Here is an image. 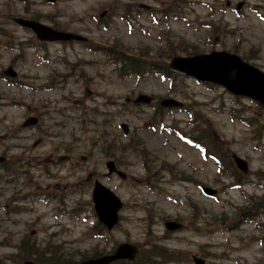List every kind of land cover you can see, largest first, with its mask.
Returning <instances> with one entry per match:
<instances>
[{"label":"rangeland","instance_id":"1","mask_svg":"<svg viewBox=\"0 0 264 264\" xmlns=\"http://www.w3.org/2000/svg\"><path fill=\"white\" fill-rule=\"evenodd\" d=\"M27 15L96 46L156 62L215 50L246 55L264 71V0H0V20ZM15 35L29 39L21 30ZM22 51L11 63L17 51L0 43V73L11 67L17 74L13 85L0 76V156L24 155L28 174L10 190L11 178L0 169V264H23L22 242L47 256L28 261L55 264L107 253L123 242L145 256L152 240L181 252L175 254L179 264L193 256L207 264H264V214L253 208L264 201V113L256 104L173 72L172 84L153 71L122 77L106 54L81 46ZM138 95L183 107L155 116L151 107L126 102ZM28 117L39 123L23 129ZM251 120L258 122L255 130ZM121 124L128 126L126 135ZM174 129L193 138L208 129L226 151L223 165L202 158ZM232 156L246 162V173L233 171ZM109 160L124 180L105 175ZM94 180L124 204L108 233L93 228ZM203 188L215 193L207 196ZM11 194L24 210L12 209L13 203L8 209ZM166 221L183 227L167 234Z\"/></svg>","mask_w":264,"mask_h":264},{"label":"water","instance_id":"2","mask_svg":"<svg viewBox=\"0 0 264 264\" xmlns=\"http://www.w3.org/2000/svg\"><path fill=\"white\" fill-rule=\"evenodd\" d=\"M53 1V0H49ZM21 25L30 27L34 30L37 38L42 41H66L78 39L70 34L57 33L51 29L38 25L37 23L17 20ZM169 66L186 75L193 76L202 82H212L225 87L233 95L244 96L256 101L264 107V73L256 68L242 62L237 56L225 52H212L209 55L194 56L191 58H173ZM5 74L10 75L8 70ZM150 98L138 96L134 103L149 104ZM164 107L179 106L174 100H165L161 102ZM36 123L35 119H28L23 126H30ZM124 132L126 127L122 125ZM3 159L0 158V162ZM236 167L242 172H246V164L238 158H234ZM108 173L115 171L113 162H107ZM117 175L124 178L123 174L117 172ZM207 193L212 194L210 190ZM92 202L98 220L108 230H110L118 220L117 212L122 207L120 200L107 188L100 183L95 182L92 190ZM168 230L180 228L179 224L174 222L165 223ZM136 254V248L129 244H121L117 247L115 253L111 256H103L98 259H91L80 264H108L119 259L133 260ZM194 264H205L203 260L194 258Z\"/></svg>","mask_w":264,"mask_h":264},{"label":"trees","instance_id":"3","mask_svg":"<svg viewBox=\"0 0 264 264\" xmlns=\"http://www.w3.org/2000/svg\"><path fill=\"white\" fill-rule=\"evenodd\" d=\"M123 57L124 56H122V55H120V54L117 53V57L115 58L116 59V63H120L122 65V70H123V68L126 65L132 64V63H135V62H138V60L137 61H132L131 60L129 63H127V64L124 65L123 64L124 63V58ZM131 73L135 74L136 71H133L132 70ZM205 136L207 138V142H208V147L210 149L209 150L210 153L213 154V155H218L219 153H221V155H223V153L221 152V150L218 147L217 143L211 137V134L208 131L205 133ZM150 247H151L150 252L153 253L154 256L158 258V262H160L162 264H164L166 262H170V260L174 259V256H176L175 254H173L172 251H170L168 249L166 250L163 247H159L158 245H155L154 244V245H151ZM20 248H21L20 249V255H21V257L31 258V257L37 256V258H39V254H40V255H42V257L44 259H47L46 254H42V253H40L39 250H35L30 245H28L27 242H22ZM51 254H55V252L52 251ZM55 256H56V254H55ZM66 261H68V260H66ZM44 264H46V263L44 262Z\"/></svg>","mask_w":264,"mask_h":264},{"label":"flooded vegetation","instance_id":"4","mask_svg":"<svg viewBox=\"0 0 264 264\" xmlns=\"http://www.w3.org/2000/svg\"><path fill=\"white\" fill-rule=\"evenodd\" d=\"M229 3H227L228 5ZM24 30V29H22ZM27 32H30L29 30L25 29ZM25 31V32H26ZM31 34V33H29ZM32 35V34H31ZM89 154H90V148H89ZM88 159H89V170H88V174H87V181H88V187H89V199H90V155L88 156Z\"/></svg>","mask_w":264,"mask_h":264}]
</instances>
